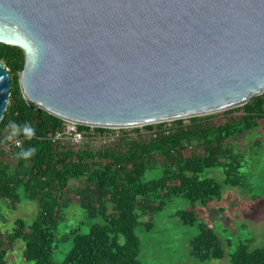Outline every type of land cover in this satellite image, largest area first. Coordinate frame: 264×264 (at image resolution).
I'll return each mask as SVG.
<instances>
[{"label":"water","instance_id":"95a60500","mask_svg":"<svg viewBox=\"0 0 264 264\" xmlns=\"http://www.w3.org/2000/svg\"><path fill=\"white\" fill-rule=\"evenodd\" d=\"M24 99L72 123L136 128L264 94V0H0ZM12 77L0 62V123Z\"/></svg>","mask_w":264,"mask_h":264},{"label":"trees","instance_id":"16d2710c","mask_svg":"<svg viewBox=\"0 0 264 264\" xmlns=\"http://www.w3.org/2000/svg\"><path fill=\"white\" fill-rule=\"evenodd\" d=\"M25 59L20 47L0 43V62L12 77L10 103L0 123V144L9 139L23 142L14 151L0 153V215L5 210L17 211L23 201L35 202L38 213L32 223L19 218L12 230H0V264H9L17 242L23 243L24 264H145L140 260L137 229L152 231L156 216L173 198L192 203L191 209L171 217L184 226L199 224L200 233L191 242L193 256L203 262L223 259L220 236L199 223L196 205L208 208L222 200L221 184L204 176L209 170L222 169L227 185L247 187L240 174L241 157L228 147L231 139L260 126L264 94L225 111L224 123H217L212 115L195 117L187 125L178 121L170 135L146 140L123 137L109 147H79L54 143L51 136L64 121L24 99L19 75ZM155 127L159 125L145 129ZM148 172L161 176L149 180ZM75 203L87 221L60 233L64 211ZM143 217L149 219L142 221ZM84 225L90 226L88 231ZM61 248L66 256L58 262L55 254ZM231 260L233 264H264V246L250 249L247 242H240Z\"/></svg>","mask_w":264,"mask_h":264},{"label":"rangeland","instance_id":"374dc122","mask_svg":"<svg viewBox=\"0 0 264 264\" xmlns=\"http://www.w3.org/2000/svg\"><path fill=\"white\" fill-rule=\"evenodd\" d=\"M228 111V110H227ZM242 113V112H241ZM237 113V116H241ZM215 116L217 123L228 118L225 111L200 117ZM188 122V121H186ZM189 123V122H188ZM234 155L241 157L243 176L247 187H235L225 184L226 175L222 169L209 170L204 176L215 179L222 186V200L214 201L208 208L196 205L199 223H205L214 229L223 243V259L201 261L192 254V239L200 233L199 224L184 226L177 218L171 217L179 210L192 208V203L183 198H173L163 212L156 216L155 228L147 231L140 227L137 234L141 240L140 260L145 264H233L231 254L240 242H247L250 249L264 246V120L260 126L244 137L231 139L229 147ZM159 172H148L147 179H156ZM5 210V209H4ZM38 213L35 202L23 201L17 211H4L0 215V230L6 232L14 228V221L21 218L32 223ZM148 217L141 218L147 221ZM87 221L84 210L77 204H71L64 211L60 233H65ZM85 231L90 226L84 225ZM230 241V242H229ZM23 243L17 242L15 251L8 258L9 264H24ZM65 248L55 254L58 262H63Z\"/></svg>","mask_w":264,"mask_h":264},{"label":"built area","instance_id":"2783aa9c","mask_svg":"<svg viewBox=\"0 0 264 264\" xmlns=\"http://www.w3.org/2000/svg\"><path fill=\"white\" fill-rule=\"evenodd\" d=\"M184 124H189V119H182ZM180 120L167 121L160 124L159 127H155L152 130L145 129L146 126L136 128H107L96 126H85L69 121H64L62 127L51 136L54 143L66 142L73 146L83 147L89 144H97L104 147H109L113 143L120 141L123 137H129L132 139H148L150 137L155 138L159 134L170 135L173 134L178 128L177 122ZM188 121V122H186ZM154 126V125H153ZM136 129H139L137 131ZM22 140L9 139L0 144V153H9L17 148L22 147Z\"/></svg>","mask_w":264,"mask_h":264},{"label":"clouds","instance_id":"9594fccd","mask_svg":"<svg viewBox=\"0 0 264 264\" xmlns=\"http://www.w3.org/2000/svg\"><path fill=\"white\" fill-rule=\"evenodd\" d=\"M26 131L28 132V134H29V135L31 134V130H29V129H26Z\"/></svg>","mask_w":264,"mask_h":264}]
</instances>
